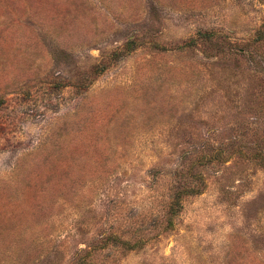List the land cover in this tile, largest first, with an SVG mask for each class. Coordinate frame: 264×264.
<instances>
[{
  "label": "rangeland",
  "instance_id": "obj_1",
  "mask_svg": "<svg viewBox=\"0 0 264 264\" xmlns=\"http://www.w3.org/2000/svg\"><path fill=\"white\" fill-rule=\"evenodd\" d=\"M0 264H264V0H0Z\"/></svg>",
  "mask_w": 264,
  "mask_h": 264
}]
</instances>
